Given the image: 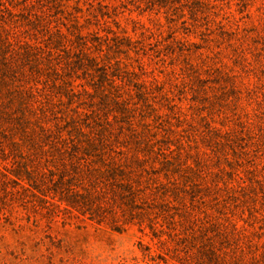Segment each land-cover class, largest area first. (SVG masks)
Returning <instances> with one entry per match:
<instances>
[{
	"label": "rangeland",
	"instance_id": "1",
	"mask_svg": "<svg viewBox=\"0 0 264 264\" xmlns=\"http://www.w3.org/2000/svg\"><path fill=\"white\" fill-rule=\"evenodd\" d=\"M0 264H264V0H0Z\"/></svg>",
	"mask_w": 264,
	"mask_h": 264
}]
</instances>
